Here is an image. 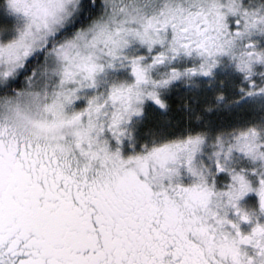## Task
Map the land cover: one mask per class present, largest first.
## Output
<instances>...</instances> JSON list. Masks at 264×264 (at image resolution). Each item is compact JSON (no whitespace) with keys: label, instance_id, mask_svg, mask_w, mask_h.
<instances>
[{"label":"snow or ice","instance_id":"6c2138e0","mask_svg":"<svg viewBox=\"0 0 264 264\" xmlns=\"http://www.w3.org/2000/svg\"><path fill=\"white\" fill-rule=\"evenodd\" d=\"M0 264H264V0H0Z\"/></svg>","mask_w":264,"mask_h":264},{"label":"trees","instance_id":"16d2710c","mask_svg":"<svg viewBox=\"0 0 264 264\" xmlns=\"http://www.w3.org/2000/svg\"><path fill=\"white\" fill-rule=\"evenodd\" d=\"M187 94L184 92L173 93L169 99L170 111L167 114V117H162L158 112L150 111L149 113V122L150 123H159L165 119L171 121L174 124L183 123L187 118V113H185L181 107L186 99ZM218 123H225L228 121L229 117L227 115H218L212 117Z\"/></svg>","mask_w":264,"mask_h":264}]
</instances>
